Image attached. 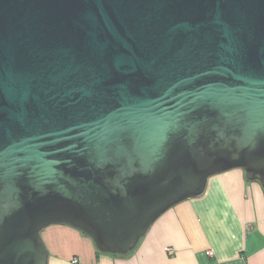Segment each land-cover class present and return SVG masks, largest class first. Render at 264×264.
Masks as SVG:
<instances>
[{"label": "water", "instance_id": "1", "mask_svg": "<svg viewBox=\"0 0 264 264\" xmlns=\"http://www.w3.org/2000/svg\"><path fill=\"white\" fill-rule=\"evenodd\" d=\"M235 169L264 187V0H0V264L56 225L127 256Z\"/></svg>", "mask_w": 264, "mask_h": 264}, {"label": "crops", "instance_id": "2", "mask_svg": "<svg viewBox=\"0 0 264 264\" xmlns=\"http://www.w3.org/2000/svg\"><path fill=\"white\" fill-rule=\"evenodd\" d=\"M42 235L49 264H264V187L242 169L211 177L201 197L165 213L123 257L97 254L90 238L68 226Z\"/></svg>", "mask_w": 264, "mask_h": 264}, {"label": "built area", "instance_id": "3", "mask_svg": "<svg viewBox=\"0 0 264 264\" xmlns=\"http://www.w3.org/2000/svg\"><path fill=\"white\" fill-rule=\"evenodd\" d=\"M167 252H168L169 254H171V255L175 253L174 249L171 248V247L167 248ZM72 263H73V264H79V261H78L77 259H73V260H72Z\"/></svg>", "mask_w": 264, "mask_h": 264}, {"label": "trees", "instance_id": "4", "mask_svg": "<svg viewBox=\"0 0 264 264\" xmlns=\"http://www.w3.org/2000/svg\"><path fill=\"white\" fill-rule=\"evenodd\" d=\"M77 231V230H76ZM79 232V231H78ZM97 254H105V253H102V252H100V251H98L97 250ZM113 256H116V255H113ZM119 256V255H118ZM121 257H123V256H121Z\"/></svg>", "mask_w": 264, "mask_h": 264}, {"label": "rangeland", "instance_id": "5", "mask_svg": "<svg viewBox=\"0 0 264 264\" xmlns=\"http://www.w3.org/2000/svg\"><path fill=\"white\" fill-rule=\"evenodd\" d=\"M42 238H43V235H42Z\"/></svg>", "mask_w": 264, "mask_h": 264}]
</instances>
